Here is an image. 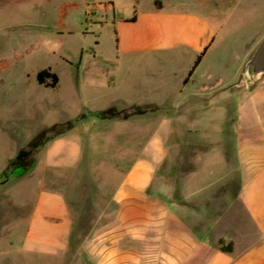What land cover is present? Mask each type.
Returning a JSON list of instances; mask_svg holds the SVG:
<instances>
[{
  "label": "crops",
  "instance_id": "obj_1",
  "mask_svg": "<svg viewBox=\"0 0 264 264\" xmlns=\"http://www.w3.org/2000/svg\"><path fill=\"white\" fill-rule=\"evenodd\" d=\"M117 22H142L134 32L118 28L120 53L183 48L194 62L216 39L211 20L196 13L138 14L136 21ZM119 57L110 66H99L103 77L85 81L114 86L122 68ZM205 75L209 81L200 89L211 92H195L178 106L166 93L163 102H154L151 92L131 104L120 103L142 105L145 111L105 120L96 130V145L104 143L98 153L113 158L111 170L93 168L100 158L85 152L80 123L46 141L30 173L38 174L32 201L10 202L17 209L9 214L11 227L16 231L24 225L20 249L43 256L47 264H264V76L243 83V71L233 84L222 76L213 82L216 75L209 70ZM216 103L226 108L220 117L209 111ZM152 105L160 108L151 110ZM186 144L202 146L192 157V168L175 180L157 177L165 160ZM81 167L99 171L105 188L111 187L114 207L70 205L65 191L49 185V171L62 178ZM213 171L219 177L210 180ZM220 238L231 242L233 251L221 250Z\"/></svg>",
  "mask_w": 264,
  "mask_h": 264
},
{
  "label": "rangeland",
  "instance_id": "obj_2",
  "mask_svg": "<svg viewBox=\"0 0 264 264\" xmlns=\"http://www.w3.org/2000/svg\"><path fill=\"white\" fill-rule=\"evenodd\" d=\"M135 10L144 17L188 12L211 20L216 39L191 82H183L193 65L187 49L152 54L117 51L118 28L134 32L142 24L120 25L117 20L131 18ZM263 39L264 0H0V264H47L43 256L20 249L24 225L13 230L14 218L10 217L17 211L10 202H31V189L38 181L37 173L16 180L23 168L9 166L10 161L42 127L70 120L80 123L85 152L92 150L100 158L93 168L111 170L113 158L104 159L98 153L104 150V143L96 145L95 133L105 120L96 117V112L113 102L131 104L146 92L158 103L165 100L166 93L172 105L178 106L195 92H211L200 89L209 81L208 70L216 75L213 82L222 76L226 83L238 84L245 63ZM117 54L122 68L114 75V86L85 81L97 74L103 77L99 66H110ZM48 67L60 76L57 87L37 81L38 71ZM163 80L166 84L158 85ZM125 107L133 110L130 105ZM224 110L222 103H216L209 111L220 117ZM105 134L102 132L103 137ZM201 147L186 144L175 150L157 177L175 180L192 168V157ZM98 172L81 167L60 178L49 171V185L65 191L70 205L114 207L111 187L105 188ZM210 177L216 179L219 173L213 171ZM174 201L175 196L169 197L172 209Z\"/></svg>",
  "mask_w": 264,
  "mask_h": 264
},
{
  "label": "trees",
  "instance_id": "obj_3",
  "mask_svg": "<svg viewBox=\"0 0 264 264\" xmlns=\"http://www.w3.org/2000/svg\"><path fill=\"white\" fill-rule=\"evenodd\" d=\"M162 7V6H160ZM137 10H135L134 16H132L129 19H126L127 21H136L137 19ZM210 40L203 48V50L198 55L197 59L194 61L192 67L189 69V73L187 77L185 78V82H188L191 76L193 75L195 69L199 65L200 61H202L204 55L208 51L209 47L211 46L213 40ZM118 40V39H117ZM60 76L57 72L53 71L50 67L44 68L42 70H39L37 73V81L39 84L45 86V87H56L59 83ZM130 108L133 109L132 111H128L127 107H125L124 104H120L118 102H114L110 105L109 108L105 110H100L96 112L94 115L96 117L102 118L103 120H109L114 119L118 116H123L125 119L129 118L130 116L134 114H139L145 111V109H142L140 105L133 104L130 105ZM151 110H157L160 108L157 105H152ZM77 122L70 120L66 123H55L50 126H44L41 128L39 132H37L34 137L31 139L29 143H27V148L22 147L18 153V155L10 161L9 166H16V167H22L23 173L17 176L16 180L21 179L24 175L29 174L32 172L34 165H36V157L33 156V153L35 150L39 149L46 141L49 139L61 135L65 133L68 129L72 128ZM67 125V129H63L64 126ZM219 245L221 250L223 251H233V245L230 242H226L224 238L219 239Z\"/></svg>",
  "mask_w": 264,
  "mask_h": 264
},
{
  "label": "water",
  "instance_id": "obj_4",
  "mask_svg": "<svg viewBox=\"0 0 264 264\" xmlns=\"http://www.w3.org/2000/svg\"><path fill=\"white\" fill-rule=\"evenodd\" d=\"M244 73L247 79L243 83L256 82L264 76V39L254 49L245 63Z\"/></svg>",
  "mask_w": 264,
  "mask_h": 264
}]
</instances>
